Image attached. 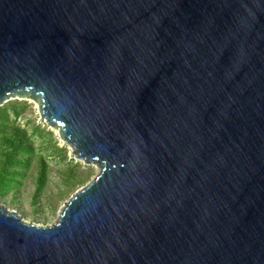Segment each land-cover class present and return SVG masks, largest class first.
Wrapping results in <instances>:
<instances>
[{
	"label": "water",
	"instance_id": "95a60500",
	"mask_svg": "<svg viewBox=\"0 0 264 264\" xmlns=\"http://www.w3.org/2000/svg\"><path fill=\"white\" fill-rule=\"evenodd\" d=\"M98 173L0 264H264V0H0V108Z\"/></svg>",
	"mask_w": 264,
	"mask_h": 264
},
{
	"label": "rangeland",
	"instance_id": "374dc122",
	"mask_svg": "<svg viewBox=\"0 0 264 264\" xmlns=\"http://www.w3.org/2000/svg\"><path fill=\"white\" fill-rule=\"evenodd\" d=\"M15 103L26 105L25 112L16 119V126L28 135H31L32 129L39 128L42 136L32 140L33 156L16 187L0 193V206L10 212L15 211L25 223L51 226L65 202L89 183L98 169L76 159L57 132L40 120L37 106L32 101L11 100L3 106ZM42 146L47 147L44 152L40 151ZM42 161L45 162L44 185L35 199Z\"/></svg>",
	"mask_w": 264,
	"mask_h": 264
},
{
	"label": "trees",
	"instance_id": "16d2710c",
	"mask_svg": "<svg viewBox=\"0 0 264 264\" xmlns=\"http://www.w3.org/2000/svg\"><path fill=\"white\" fill-rule=\"evenodd\" d=\"M26 110L25 104L15 103L0 108V193L16 187L22 172L27 169L33 156L32 140L42 136L39 128L32 129L31 135L16 126L18 119ZM46 146L40 151L44 152ZM38 177V188L35 199L44 185L45 162Z\"/></svg>",
	"mask_w": 264,
	"mask_h": 264
}]
</instances>
